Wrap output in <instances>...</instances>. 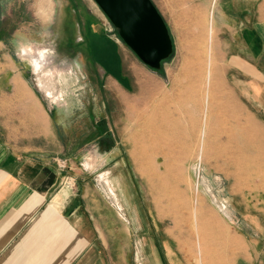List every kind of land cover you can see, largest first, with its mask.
Segmentation results:
<instances>
[{"label":"crops","instance_id":"obj_1","mask_svg":"<svg viewBox=\"0 0 264 264\" xmlns=\"http://www.w3.org/2000/svg\"><path fill=\"white\" fill-rule=\"evenodd\" d=\"M9 3L0 0L3 28L10 26ZM54 4V20L43 18L42 1L31 19L19 16L24 23L12 24L10 38L0 35V264H264V210L225 217L228 226L214 233L221 242L207 238L204 253L199 244L196 253L187 228L178 237L168 217L158 215L140 192L133 154L119 137L114 143L98 132L97 145L88 149L78 146L77 131L58 129L76 121L55 113L61 102L39 86L31 63L20 55L23 46L44 48L50 64L94 74L115 99L141 91L142 74L151 73L109 33L108 16L95 0ZM54 22L61 33L46 35ZM252 33L256 42L264 40L257 26ZM72 75L79 82L77 71ZM69 99L73 94L62 100L74 107Z\"/></svg>","mask_w":264,"mask_h":264},{"label":"rangeland","instance_id":"obj_2","mask_svg":"<svg viewBox=\"0 0 264 264\" xmlns=\"http://www.w3.org/2000/svg\"><path fill=\"white\" fill-rule=\"evenodd\" d=\"M42 1L43 18L54 20L57 0H10V26L0 27V35L10 38L24 23L19 16L31 19ZM156 2L173 53L159 69L145 64L151 74H142L141 91L115 99L94 74L82 75L76 67L77 82L71 68L50 64L44 48L28 44L20 55L32 67L31 55L44 64L40 75L33 67L39 86L61 102L55 113L76 121L75 127L62 123L58 129L77 131L78 146L88 149L97 145L98 132L114 143L119 137L133 154L140 192L152 199L158 215L168 217L178 237L187 228L189 244L196 253L199 244L203 254L207 238L221 242L214 233L228 226L229 215L264 210V40L256 42L252 33L255 25L264 34V0L246 6L238 0ZM108 20L109 33L127 46ZM50 27L46 35L63 29L55 22ZM40 76L53 92L41 86ZM66 93L73 94L74 107L62 100Z\"/></svg>","mask_w":264,"mask_h":264},{"label":"water","instance_id":"obj_3","mask_svg":"<svg viewBox=\"0 0 264 264\" xmlns=\"http://www.w3.org/2000/svg\"><path fill=\"white\" fill-rule=\"evenodd\" d=\"M123 41L151 68L173 53L167 23L152 0H95Z\"/></svg>","mask_w":264,"mask_h":264},{"label":"bare ground","instance_id":"obj_4","mask_svg":"<svg viewBox=\"0 0 264 264\" xmlns=\"http://www.w3.org/2000/svg\"><path fill=\"white\" fill-rule=\"evenodd\" d=\"M32 57V60H33V67H34V70L40 75L44 72V64L41 63L40 60H38V57L35 56V55H31ZM46 69V68H45ZM40 83H41V86L46 88L48 91L52 90L51 88V83L50 82H44L42 80V77L40 76V79H39ZM54 91V89L52 90V92Z\"/></svg>","mask_w":264,"mask_h":264}]
</instances>
